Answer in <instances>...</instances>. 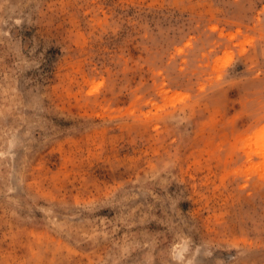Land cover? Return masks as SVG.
Returning a JSON list of instances; mask_svg holds the SVG:
<instances>
[{"label": "rangeland", "instance_id": "rangeland-1", "mask_svg": "<svg viewBox=\"0 0 264 264\" xmlns=\"http://www.w3.org/2000/svg\"><path fill=\"white\" fill-rule=\"evenodd\" d=\"M0 264H264V0H0Z\"/></svg>", "mask_w": 264, "mask_h": 264}]
</instances>
